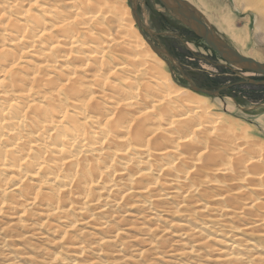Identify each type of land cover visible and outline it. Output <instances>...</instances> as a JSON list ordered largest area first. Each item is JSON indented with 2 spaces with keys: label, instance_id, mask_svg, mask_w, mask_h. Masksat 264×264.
Wrapping results in <instances>:
<instances>
[{
  "label": "bare ground",
  "instance_id": "6f19581e",
  "mask_svg": "<svg viewBox=\"0 0 264 264\" xmlns=\"http://www.w3.org/2000/svg\"><path fill=\"white\" fill-rule=\"evenodd\" d=\"M124 1L0 0V217L48 228L81 258L78 226L109 233L97 247L121 248L111 219L165 204L182 218L179 236L201 238L177 255L192 256L216 234L232 239L225 264L247 258L245 248L259 249V262L264 141L174 82ZM244 1L234 8L264 27V0ZM217 17L241 55L264 63L231 17ZM247 260L235 264H256Z\"/></svg>",
  "mask_w": 264,
  "mask_h": 264
},
{
  "label": "rangeland",
  "instance_id": "374dc122",
  "mask_svg": "<svg viewBox=\"0 0 264 264\" xmlns=\"http://www.w3.org/2000/svg\"><path fill=\"white\" fill-rule=\"evenodd\" d=\"M186 1L194 6L206 21L207 19L210 21V23L207 22L224 42L241 54L242 49L219 30L217 24L218 15L231 17L237 28L243 31L246 50L264 58V27L255 30L254 14L234 8L235 2L239 7H245L246 1ZM124 3L129 7L128 0H125ZM135 3L145 35L157 48L171 58L174 73L171 77L177 84L188 86L190 82L204 90H215L239 81L264 80L262 77L251 75L247 71L232 67L222 61L201 40L165 12L157 0H135ZM134 26L136 28L135 23ZM167 56L164 57L168 59ZM166 71L170 76L171 73L167 67ZM259 87L262 89H257V86L252 85L233 87L223 92L220 97H208L193 93L207 99L218 111L221 110L223 113L231 115L237 122L251 128L252 135L258 140L264 141V86ZM225 110H229V112L227 113ZM159 206L163 207L150 211L153 215L126 208L127 216L121 212L111 219V226L120 231L121 248L118 247L119 242L116 245L97 247L94 243L97 238L103 237V235L108 236L109 233L101 234L92 224L87 225L85 229L78 226V232L81 230V235H84L82 241L86 250L81 258H74L72 251L64 249L63 244L57 243L56 236L48 228H40L38 232H33L32 228L16 226L13 216L5 214L0 217V264H225L221 258L232 239L215 237L216 234H210L211 239L204 242L202 246H198L197 252L192 256L177 255V253H181V250L192 246L201 238L179 236L182 232H178L179 228L176 224L182 218L171 215L165 204H159ZM36 218L33 216L31 219L35 220ZM51 223L57 224L53 220ZM187 223L190 224V220ZM217 229L228 231L227 228L218 227ZM234 235L240 236L242 240H251V236L233 233L232 236L234 237ZM148 246L153 248L147 250ZM258 250L253 248L241 250L248 252H246L247 258L239 262L245 263L248 261L247 259L252 260V255ZM59 251L60 254L56 262H51L50 259ZM142 251L144 253L139 254ZM237 251L241 253L240 250ZM261 251L260 254H257L260 257L259 262L256 263L255 260H252L253 263L264 264V250Z\"/></svg>",
  "mask_w": 264,
  "mask_h": 264
},
{
  "label": "water",
  "instance_id": "95a60500",
  "mask_svg": "<svg viewBox=\"0 0 264 264\" xmlns=\"http://www.w3.org/2000/svg\"><path fill=\"white\" fill-rule=\"evenodd\" d=\"M163 7L164 11L169 13L181 25L187 28L196 38L201 40L206 47L212 50L222 61L232 67L247 71L251 75L264 78V63H259L251 58H247L224 42L211 28L209 23L204 19L202 14L189 2L185 0H157ZM132 16L139 33L150 46V48L166 63L170 72L171 58L164 51L157 48L153 42L145 35L141 19L137 12L135 0H128ZM164 56H167L166 59ZM252 85L264 86V80H245L233 84L222 86L215 90H204L189 82L190 90L209 97H220L223 92L237 86Z\"/></svg>",
  "mask_w": 264,
  "mask_h": 264
},
{
  "label": "trees",
  "instance_id": "16d2710c",
  "mask_svg": "<svg viewBox=\"0 0 264 264\" xmlns=\"http://www.w3.org/2000/svg\"><path fill=\"white\" fill-rule=\"evenodd\" d=\"M264 79V78H263ZM258 88L257 89H262V87L260 88L259 86H257Z\"/></svg>",
  "mask_w": 264,
  "mask_h": 264
}]
</instances>
